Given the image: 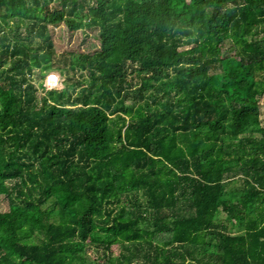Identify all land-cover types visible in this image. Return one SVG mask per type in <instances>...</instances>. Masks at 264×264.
<instances>
[{"label":"trees","instance_id":"16d2710c","mask_svg":"<svg viewBox=\"0 0 264 264\" xmlns=\"http://www.w3.org/2000/svg\"><path fill=\"white\" fill-rule=\"evenodd\" d=\"M52 1L0 0V264H264V0Z\"/></svg>","mask_w":264,"mask_h":264},{"label":"rangeland","instance_id":"374dc122","mask_svg":"<svg viewBox=\"0 0 264 264\" xmlns=\"http://www.w3.org/2000/svg\"><path fill=\"white\" fill-rule=\"evenodd\" d=\"M57 4H58L57 0H54L51 2L50 6L55 8ZM50 29H52V31H53V40L55 42L56 59H58V58L62 59L65 57H69V53H80V52L81 53H92V52L98 50L100 47L99 40L96 36L97 32L95 30L91 31V30L83 29V30H78V31H75L74 33H72L67 29L65 24H61L60 26H55V27L51 26ZM192 30L194 33L205 32L208 30L207 23L206 22L198 23L197 25L193 26ZM54 64L56 65V69L51 70V71L48 70L46 76L52 75L51 77H54V81H57L56 78L59 77L58 86L53 88V89L63 90L67 86L66 78H67L68 74H67V76H64V74L61 73V70H58L57 67H60L64 70H68V64H65L62 61L60 63L54 61ZM50 66L53 67L52 64ZM203 71L204 70L191 71L187 76H189L190 78H195L196 76H198ZM43 72H46L45 66L37 67L36 74L34 76L35 79L33 81L37 87L39 95L44 94L43 91L41 90V88H39L37 86L40 83V75H43ZM76 78H78V76H76ZM54 81H52V82H54ZM52 82H50V83H52ZM45 86L48 87V89L50 88L48 80L45 82ZM127 103L131 104L132 101L129 100V101H127ZM259 104H260V114H261L260 119H261L262 126H264V97L260 100ZM166 148L169 150V153L172 154V152H171L172 149L171 148L169 149V146ZM132 155H136V153L133 151L125 153L118 158V161L121 159V157L131 158ZM234 185L235 184L230 185L229 188H233ZM62 197L64 199L67 197V199H68L67 202H71V200L73 201V199L70 198L71 196H69V195H67V196L64 195ZM69 199H71V200H69ZM8 208H9L8 200L5 199V197L3 195H1L0 196V212H6V211H8ZM224 216L225 215L222 214L221 218ZM117 222H118V224H127L130 221L118 219ZM86 250H87L86 255L88 257V260L92 264H109L108 257L104 258L101 255V253L99 251H97L95 248H89L88 247V249H86ZM118 255H119V246L115 245V246H113V249H112V256L117 257ZM139 264H141V263H139Z\"/></svg>","mask_w":264,"mask_h":264},{"label":"clouds","instance_id":"9594fccd","mask_svg":"<svg viewBox=\"0 0 264 264\" xmlns=\"http://www.w3.org/2000/svg\"><path fill=\"white\" fill-rule=\"evenodd\" d=\"M46 75H47V74H46ZM46 75H44V77H43V78H44V83H43L44 86H45V82L48 80V78L52 76V75H48V76H46ZM45 78H46V79H45ZM56 79H57V81H54V82H52V83H50V80H48V81H49V86H50L49 89H48V87H46L47 85H46L45 87H46L48 90H51V89L57 87V86H58V82H59V77H57Z\"/></svg>","mask_w":264,"mask_h":264},{"label":"bare ground","instance_id":"6f19581e","mask_svg":"<svg viewBox=\"0 0 264 264\" xmlns=\"http://www.w3.org/2000/svg\"><path fill=\"white\" fill-rule=\"evenodd\" d=\"M54 81V77H51L50 82Z\"/></svg>","mask_w":264,"mask_h":264},{"label":"built area","instance_id":"2783aa9c","mask_svg":"<svg viewBox=\"0 0 264 264\" xmlns=\"http://www.w3.org/2000/svg\"><path fill=\"white\" fill-rule=\"evenodd\" d=\"M51 78L49 77L48 80H50Z\"/></svg>","mask_w":264,"mask_h":264}]
</instances>
